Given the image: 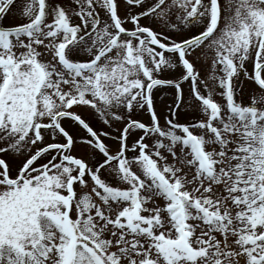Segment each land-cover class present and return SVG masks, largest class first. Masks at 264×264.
I'll use <instances>...</instances> for the list:
<instances>
[{"label": "snow or ice", "instance_id": "snow-or-ice-1", "mask_svg": "<svg viewBox=\"0 0 264 264\" xmlns=\"http://www.w3.org/2000/svg\"><path fill=\"white\" fill-rule=\"evenodd\" d=\"M0 264H264V0H0Z\"/></svg>", "mask_w": 264, "mask_h": 264}, {"label": "rangeland", "instance_id": "rangeland-1", "mask_svg": "<svg viewBox=\"0 0 264 264\" xmlns=\"http://www.w3.org/2000/svg\"><path fill=\"white\" fill-rule=\"evenodd\" d=\"M16 4L20 3V0H15ZM119 2V1H118ZM122 7V9L120 8V11L122 12L124 9V3L120 4ZM15 14L17 18H20L22 13L18 10H15ZM12 20V17L9 16L7 17L6 22H9ZM45 59H47V57H44ZM177 71V69H170L169 72L170 74H174ZM208 83L212 84V80L211 78H209ZM184 89L185 92H187L188 89V85L184 84ZM218 91V90H217ZM218 100L220 99L219 96L216 97ZM173 100V90L171 86H157L155 89V101H156V109L158 111V113L161 115V117H163L166 114L167 108L170 104V102ZM181 111H183V109H181ZM109 143H114V141H108Z\"/></svg>", "mask_w": 264, "mask_h": 264}, {"label": "flooded vegetation", "instance_id": "flooded-vegetation-1", "mask_svg": "<svg viewBox=\"0 0 264 264\" xmlns=\"http://www.w3.org/2000/svg\"><path fill=\"white\" fill-rule=\"evenodd\" d=\"M205 74H206V73H204V71H203V69H202V76L205 75ZM209 76H210V74H209Z\"/></svg>", "mask_w": 264, "mask_h": 264}]
</instances>
